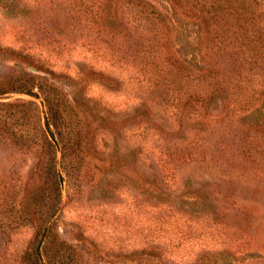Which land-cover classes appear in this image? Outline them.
Returning <instances> with one entry per match:
<instances>
[{
	"label": "trees",
	"instance_id": "1",
	"mask_svg": "<svg viewBox=\"0 0 264 264\" xmlns=\"http://www.w3.org/2000/svg\"><path fill=\"white\" fill-rule=\"evenodd\" d=\"M169 1L173 12L152 0L30 3L38 10L37 23L43 25L52 8L65 9L79 45L94 55H107L129 77L157 90L159 102L169 107L171 127L184 123L187 114L203 121L192 137L176 145L183 160L202 162L226 176L233 169L239 175L252 173L264 181V0ZM174 13L188 21L177 23ZM57 41L62 46L73 43L65 35H59ZM110 75L103 74L112 79ZM44 86L31 81L11 87L40 96L43 109L35 100L23 101L33 109L25 140L28 145L43 144L39 169L52 190V195L45 196L40 222L15 264H116L113 258L136 264H220L219 259L226 256H252L235 243L245 233V219L239 217L242 211L239 215L227 213V206L219 201L225 196L210 200L188 186L180 198L194 207L198 204L195 213L169 199L166 188L174 172L165 156L158 163L161 176L151 184L156 192L136 196V240L132 245L121 243L119 235L109 247L86 235L78 220L65 223L64 206L76 207L80 196L77 180L79 169L85 170L86 151L65 145L63 138L68 136L61 127L69 116L56 106V93L51 95ZM0 116L1 124H6V117ZM5 127L10 128L9 124ZM211 137H215L212 143ZM220 226H228L231 234L218 239L215 247L201 242L193 251L189 248L188 258L177 252L183 246L181 240L205 237V229Z\"/></svg>",
	"mask_w": 264,
	"mask_h": 264
},
{
	"label": "rangeland",
	"instance_id": "2",
	"mask_svg": "<svg viewBox=\"0 0 264 264\" xmlns=\"http://www.w3.org/2000/svg\"><path fill=\"white\" fill-rule=\"evenodd\" d=\"M152 1L173 12L169 0ZM30 2L0 0V102L4 103L0 104V115L7 119L6 124L0 119V264H15L14 259L40 222L45 196L52 195L39 169L43 144L28 145L25 140L33 109L24 102L35 100L43 109L40 96L11 88L31 81H40L53 96L56 93V106L69 116L61 127L68 136L63 138L65 145L86 151L85 170L79 169L77 180L80 196L76 207L64 206L65 223L78 220L86 235L109 247L119 235L121 243L132 245L136 240V196L156 192L151 184L160 178L158 163L165 156L173 166L166 189L175 205L195 213L198 204L194 207L180 198L189 186L210 200L225 196L219 201L227 206L229 215L242 211L239 217L245 219V233L235 243L252 256H226L219 259L220 264H263L264 181L252 173L239 175L233 169L226 176L202 162L183 160L176 145L192 137L203 121L187 114L184 123L171 127L169 107L160 103L157 90L129 77L128 71L107 55H94L79 45L78 34L61 6L48 12L44 26L37 23L38 10ZM174 14L177 23L188 21ZM59 35L73 43L62 46L57 41ZM105 73L112 79L105 78ZM208 140L212 143L215 137ZM204 233L202 238L181 240L183 246L179 245L177 252L188 258L201 242L215 247L218 239L230 237L231 229L220 226ZM61 236L68 238L65 232ZM113 262L136 264L117 258Z\"/></svg>",
	"mask_w": 264,
	"mask_h": 264
}]
</instances>
